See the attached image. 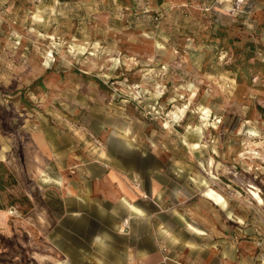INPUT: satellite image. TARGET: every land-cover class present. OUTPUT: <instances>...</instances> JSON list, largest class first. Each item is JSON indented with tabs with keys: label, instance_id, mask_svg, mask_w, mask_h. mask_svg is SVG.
Here are the masks:
<instances>
[{
	"label": "rangeland",
	"instance_id": "374dc122",
	"mask_svg": "<svg viewBox=\"0 0 264 264\" xmlns=\"http://www.w3.org/2000/svg\"><path fill=\"white\" fill-rule=\"evenodd\" d=\"M231 1L0 0V264H264V0Z\"/></svg>",
	"mask_w": 264,
	"mask_h": 264
},
{
	"label": "bare ground",
	"instance_id": "6f19581e",
	"mask_svg": "<svg viewBox=\"0 0 264 264\" xmlns=\"http://www.w3.org/2000/svg\"><path fill=\"white\" fill-rule=\"evenodd\" d=\"M221 2V7L224 10H231L233 9V5L234 3H232L231 0H220ZM7 147L3 146L1 151H0V158L3 160L7 161V154H6V150ZM57 155V154H55ZM103 151H101L100 156L103 158ZM11 161V160H10ZM126 192L128 193L129 197H132L134 194L137 195H141V193L139 192V190H134L131 186H127ZM202 195L207 199L210 200L213 204L215 205H219L221 206L223 209L226 208L227 206V202L225 200V198L222 196V194H220L219 192H217L215 189L211 188V187H207ZM254 195L260 200L259 196L256 194V192H254ZM124 202L128 205V207H130L132 210H135L136 213L138 214H142V210L138 207H136L135 205H133L132 203H130L129 200L123 198ZM40 215V214H39ZM41 216V215H40ZM124 225L128 223V218L124 219ZM43 226H47V222L45 220L42 221ZM187 227L188 229H190L192 232L195 233H202L203 231H201L200 229H198L196 226H194L192 223H187Z\"/></svg>",
	"mask_w": 264,
	"mask_h": 264
},
{
	"label": "crops",
	"instance_id": "0c3cea01",
	"mask_svg": "<svg viewBox=\"0 0 264 264\" xmlns=\"http://www.w3.org/2000/svg\"><path fill=\"white\" fill-rule=\"evenodd\" d=\"M141 240L143 241V239ZM135 247L136 249L134 250L133 244L129 246L127 256L123 264H161L160 260L162 254L158 250H143L144 246L140 247L138 245H136ZM185 263L187 264L188 262ZM109 264H118V259L116 257H114V259L112 258ZM165 264L172 263L168 262ZM195 264H199V261H196Z\"/></svg>",
	"mask_w": 264,
	"mask_h": 264
},
{
	"label": "trees",
	"instance_id": "16d2710c",
	"mask_svg": "<svg viewBox=\"0 0 264 264\" xmlns=\"http://www.w3.org/2000/svg\"><path fill=\"white\" fill-rule=\"evenodd\" d=\"M10 176L12 178V175H9V177ZM4 185H5V183H4L3 179H2V177L0 176V189H3L4 188Z\"/></svg>",
	"mask_w": 264,
	"mask_h": 264
},
{
	"label": "built area",
	"instance_id": "2783aa9c",
	"mask_svg": "<svg viewBox=\"0 0 264 264\" xmlns=\"http://www.w3.org/2000/svg\"><path fill=\"white\" fill-rule=\"evenodd\" d=\"M211 1H212V0H211ZM211 1H210V0H206V4H205V6H206L207 9L210 8V3H211Z\"/></svg>",
	"mask_w": 264,
	"mask_h": 264
}]
</instances>
